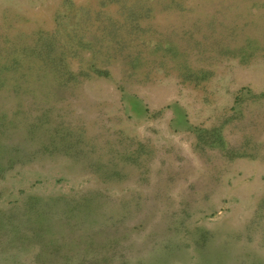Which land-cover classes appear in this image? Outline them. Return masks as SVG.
<instances>
[{"label":"rangeland","instance_id":"1","mask_svg":"<svg viewBox=\"0 0 264 264\" xmlns=\"http://www.w3.org/2000/svg\"><path fill=\"white\" fill-rule=\"evenodd\" d=\"M122 1L0 0V41L55 32L77 74L0 88V246L28 237L5 243L0 264H264V102L239 117L235 102L264 91V0L159 8L145 35L169 32L161 44L178 53L140 51L137 66L135 44L109 49L98 31L123 20ZM222 20L245 24L253 47ZM214 128L233 152L261 142L258 158L228 157L207 142Z\"/></svg>","mask_w":264,"mask_h":264},{"label":"trees","instance_id":"2","mask_svg":"<svg viewBox=\"0 0 264 264\" xmlns=\"http://www.w3.org/2000/svg\"><path fill=\"white\" fill-rule=\"evenodd\" d=\"M99 1L101 5L107 3V0ZM111 1L113 0H109L108 4L111 3ZM121 3L122 5L120 7L124 9V13L122 16L123 20H121V18H115L112 15H107L104 20L100 19V23H102L106 19L108 20L107 25L100 27L98 31L99 35L101 34L103 37L109 38L108 41L110 42V48L109 46H107L109 49H112L114 46L120 45V41L122 40L125 43H128V45H130V47L132 48H135V46H137V52L129 55L133 66H137V61L143 58L140 51H144L145 53L150 51V54L151 52H154V50L159 51L160 49H163L166 52H174L173 56L178 53V47L174 46V48H163V44H161L171 38L168 37L169 32H160V35L158 36H163L164 38L145 35V32L149 29H152L153 26L147 24V27H145L143 23L144 21H146V17H148L149 15L157 14V12H159V8L171 9L177 8L178 6L183 7L185 5L184 0H123ZM221 23L223 24V27L225 26L224 28L227 34L228 32L232 33L227 35L230 42L237 43L234 42L235 39H237L238 41H242L239 44L241 45L239 48L241 51H245L246 53V50L253 47L252 42L249 41V43L247 41L250 37V34H247V30H245L244 28L245 24L242 27L239 24L230 26L226 21L223 20ZM252 23H250V25ZM60 26V28L63 29L67 26V23L62 22ZM81 29V31H85V28L83 26ZM50 34L51 35H49V33L44 34L43 31L36 32L35 38H33V41L30 45L16 39L19 36L15 37V40H11L9 34L4 37L5 39L0 41V88L5 86H7L8 88L9 86H11L13 88V91H20L24 87H27V90L28 85L33 80L42 81L43 77L46 76V73L51 72V70L58 72L56 73V77H58V84L62 86H67L70 82L77 78V74L75 72L63 71V68L65 66L68 67V52L67 50L63 51L61 49L62 45L56 39V37L59 35L55 32H51ZM240 35L244 36L243 40L238 38ZM74 36L76 35L71 34V39H74ZM126 38H128V40ZM133 44H135V46ZM244 90L245 88L239 91V94L237 95L235 101L237 104H241L240 109L237 110L239 112L238 117L240 116V114L244 115L243 107L245 103H248L249 101L264 102V91L256 93L249 89L246 95ZM206 131L207 133L211 132L214 134H211L213 139L207 140L209 144L217 142L219 147H222L224 146V144H226L224 152L228 157H244L248 155L252 157V159L258 158L255 149H257L258 147H262L261 142L256 140V142L253 143L252 140H249V142L252 143L251 145H249L248 142L244 146L238 148L239 152H233V150H231L232 147L229 145L228 141H226V139L220 133H217L218 128L209 130L207 129ZM262 144L264 145L263 140ZM248 148L253 150H248ZM1 149L2 148H0V151ZM9 162H12V157L10 158ZM5 225L6 224L4 217L2 216V213L0 211V230L1 228L3 229L4 227H6ZM25 238L28 237L13 230V234L9 236V240L3 241L0 249H3L4 246L8 245L5 243L16 245L20 241H23ZM39 252V254L36 255L38 261L40 260V258L45 257L43 248ZM124 258L127 259L126 255L124 256ZM66 260H69L70 264H89V261L93 262L91 258H86V256L85 258L83 257V259L81 258L80 260H76V257L73 256V254L67 256Z\"/></svg>","mask_w":264,"mask_h":264}]
</instances>
